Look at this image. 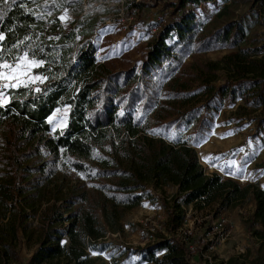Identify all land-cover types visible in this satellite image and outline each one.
I'll use <instances>...</instances> for the list:
<instances>
[{
    "label": "trees",
    "instance_id": "trees-1",
    "mask_svg": "<svg viewBox=\"0 0 264 264\" xmlns=\"http://www.w3.org/2000/svg\"><path fill=\"white\" fill-rule=\"evenodd\" d=\"M202 1L211 0L131 5V14L149 6L166 18L137 17L135 25L157 29L156 38L140 67L111 70L97 57L95 17L80 16L76 31L61 19L67 0H0L2 45L42 61L35 71L46 77L10 88V102L0 106V264L21 262L23 243L34 250L22 264H105L100 254L113 250L109 235L128 211L155 197L167 211L166 232L123 252L141 255L139 264H195L177 235L187 207L233 208L251 195L247 229L258 252L220 264H264V188L208 173L194 146L221 108L239 99L232 118L254 121V136L264 129V39L244 45L241 20L204 32L189 8ZM255 3L264 25V0ZM223 49L230 52L207 56ZM63 107L65 123H49ZM66 170L79 175L75 183ZM167 186L176 189L168 194Z\"/></svg>",
    "mask_w": 264,
    "mask_h": 264
},
{
    "label": "rangeland",
    "instance_id": "rangeland-1",
    "mask_svg": "<svg viewBox=\"0 0 264 264\" xmlns=\"http://www.w3.org/2000/svg\"><path fill=\"white\" fill-rule=\"evenodd\" d=\"M54 2L56 0H53ZM138 0H67V6L60 14L67 28L81 29L80 16L95 17L96 28L93 39L97 45L99 63L111 70L140 67L146 57L149 45L155 40L157 29L140 28L135 25L137 17L153 23L166 18L161 10L149 6L135 7L134 13L128 8ZM197 14L204 32H211L230 20H241L248 27V36L244 45L251 40L264 39L262 12L255 0H211L198 5H190ZM0 41V57L14 63L19 57L9 54ZM230 52L228 49L209 52L207 56L217 59ZM30 58V57H29ZM31 59V58H30ZM32 76L45 75L32 69ZM45 80V79H44ZM43 80V81H44ZM32 82H29L30 84ZM36 81L32 84H39ZM22 86V85H21ZM9 89H4L7 94ZM242 100L234 104H225L217 113L214 124L204 137L194 144L199 159L208 173L217 172L224 178H233L241 185L257 184L264 188V129L254 136L255 122L244 120L241 124L233 119L232 113ZM59 109V112L57 111ZM52 118L56 127H61L68 116V108H58ZM65 179L73 184L79 175L73 170H66ZM175 187L167 186L171 194ZM158 196L159 193H157ZM144 200L140 205L128 211L121 220L120 231L110 234L113 243L112 252L100 255L105 264H139L141 255L126 250L125 247L143 246L158 238L165 230L167 211L163 201ZM255 209L253 196H249L233 208H219L211 205L197 208L193 204L187 207L186 220L177 235L186 240L192 249L191 260L195 264H220L233 257L242 261L246 256L252 259L258 252V240L247 229V219ZM34 247L23 243L20 247L22 261L32 254ZM123 253L122 256H118ZM164 251H158L162 256ZM97 255V253H93ZM245 256V257H244ZM117 260V262H116ZM15 261L13 264H22Z\"/></svg>",
    "mask_w": 264,
    "mask_h": 264
},
{
    "label": "snow or ice",
    "instance_id": "snow-or-ice-1",
    "mask_svg": "<svg viewBox=\"0 0 264 264\" xmlns=\"http://www.w3.org/2000/svg\"><path fill=\"white\" fill-rule=\"evenodd\" d=\"M5 4L8 0H3ZM15 2V0H13ZM3 17L0 16V19ZM66 19V17H61ZM5 36L0 33V41H3ZM42 61L30 59L27 53L19 57L14 63H9L7 60H2L0 57V106L7 105L10 100L4 89H15L23 85L28 86L29 82L35 83L36 81L43 82L44 77L30 75L33 68L40 67ZM36 91H40L39 88ZM59 112V109L57 110ZM53 118L49 119V123H52ZM55 130V127L54 129Z\"/></svg>",
    "mask_w": 264,
    "mask_h": 264
},
{
    "label": "bare ground",
    "instance_id": "bare-ground-1",
    "mask_svg": "<svg viewBox=\"0 0 264 264\" xmlns=\"http://www.w3.org/2000/svg\"><path fill=\"white\" fill-rule=\"evenodd\" d=\"M200 162L203 164V162L200 160Z\"/></svg>",
    "mask_w": 264,
    "mask_h": 264
}]
</instances>
